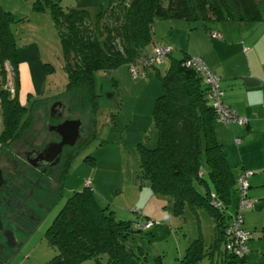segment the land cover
Segmentation results:
<instances>
[{"label": "trees", "instance_id": "trees-1", "mask_svg": "<svg viewBox=\"0 0 264 264\" xmlns=\"http://www.w3.org/2000/svg\"><path fill=\"white\" fill-rule=\"evenodd\" d=\"M43 5L49 9L60 42L67 75L65 93L71 96L73 106L91 115L97 98L93 90L95 71L129 66L141 58L143 66L159 67L171 55L170 46L154 42L152 26L156 21L182 20L192 22L191 30H210V24L221 21L263 20L259 0H108L94 23L86 10H63L59 0H43ZM10 19L9 13L0 11V151L18 140L32 123L30 117L24 118L25 108L16 98H9L6 87L5 63L14 73V85L17 81L13 43L7 30ZM166 47L170 50L156 62L154 50ZM192 58L197 57L184 54L179 60H171L160 76V92L151 113L158 142L154 149H139L140 177L149 182L155 194L172 198L175 215L180 216L185 208L192 212L203 209L213 221L209 245L204 249L200 239L194 240L179 264H197L202 257H207L209 264H242L246 254L236 258L225 249L226 229L235 221L239 199L237 179L214 134V124L219 120L209 86L188 64ZM231 205L233 211L225 215ZM242 223L243 219L240 228L244 230ZM135 224L116 221L111 212L97 204L87 185L67 198L46 230V241L56 251L47 264H82L86 260L125 264L132 256L126 241L142 231Z\"/></svg>", "mask_w": 264, "mask_h": 264}, {"label": "rangeland", "instance_id": "rangeland-1", "mask_svg": "<svg viewBox=\"0 0 264 264\" xmlns=\"http://www.w3.org/2000/svg\"><path fill=\"white\" fill-rule=\"evenodd\" d=\"M107 3L108 0H59L63 10H86L92 23ZM259 7L264 14L263 0H259ZM0 11L11 17L7 30L12 38L16 63L15 85L14 73L5 63L9 98L15 97L25 108L24 118L30 117L35 133L41 131L39 139L45 136L43 106L50 105L56 98L74 108L73 117L79 119L83 131L82 142L64 173L60 194L37 225L23 232L19 246L0 264H47L56 251L46 241V230L67 198L83 190L86 183L97 204L107 213L111 212L116 221H130L142 229L125 243L132 252L125 264H179L196 239L201 240L205 249L213 235L209 214L203 209L192 212L185 208L180 216L175 215L172 198L155 194L149 182L140 177L139 149L157 146L158 136L151 113L160 92V76L168 63L181 59L186 52L184 48L189 54L193 53L205 40L212 44L205 41L203 50L210 58L219 57L224 51L213 43L220 38L209 35L207 29L191 30L192 22L156 21L152 26L154 42L170 46L171 55L159 67H145L141 58L129 66L95 71L93 90L97 98L91 115L88 110L73 106L71 96L65 93L67 75L60 42L43 0H0ZM16 149V143H12L0 151V167L5 172ZM235 170L232 168L237 179ZM232 206L225 215L233 211ZM145 223L149 226L145 227ZM94 263L86 260L82 264ZM197 264H209V260L202 257Z\"/></svg>", "mask_w": 264, "mask_h": 264}, {"label": "crops", "instance_id": "crops-1", "mask_svg": "<svg viewBox=\"0 0 264 264\" xmlns=\"http://www.w3.org/2000/svg\"><path fill=\"white\" fill-rule=\"evenodd\" d=\"M262 17L263 20L256 23L221 21L210 24V32H218L221 36L213 43L224 51L219 57L210 58L203 50L205 41L212 44L207 40L193 53L189 54L184 48L185 54L201 59L208 70L219 77L223 103L246 120L243 125L220 121L214 124L216 140L222 146L230 169H236V176L242 172L252 173L247 179L246 197L253 205L242 214V228L250 233L248 252L242 264H264L263 13ZM47 106H43L44 109Z\"/></svg>", "mask_w": 264, "mask_h": 264}, {"label": "flooded vegetation", "instance_id": "flooded-vegetation-1", "mask_svg": "<svg viewBox=\"0 0 264 264\" xmlns=\"http://www.w3.org/2000/svg\"><path fill=\"white\" fill-rule=\"evenodd\" d=\"M73 115L75 113L71 105L67 106L60 98L55 99L44 109L42 130L45 136L39 139L41 131L35 133L30 125L14 142L17 151L7 164V171L0 167V262L19 246L24 237L23 232L37 225L48 206L60 194L61 176L82 142V124L79 137L72 145L62 146L54 163L48 156L47 159L35 157V162L44 164L32 166L27 162L26 155L43 150L48 144L63 141L64 137L57 132V128L64 121L79 120ZM32 134L33 138L26 139Z\"/></svg>", "mask_w": 264, "mask_h": 264}, {"label": "built area", "instance_id": "built-area-1", "mask_svg": "<svg viewBox=\"0 0 264 264\" xmlns=\"http://www.w3.org/2000/svg\"><path fill=\"white\" fill-rule=\"evenodd\" d=\"M211 36L214 38L220 37L219 34H211ZM169 50L170 47L155 49V61L160 62L163 54ZM150 62H152V59L150 60ZM188 64H191L204 76V82L209 86L210 98L214 100V108L216 110L218 120L222 123H237L240 125L245 124L246 120L244 118L237 116L234 110L227 107L222 102L223 92L220 89L219 78L211 74L208 68L199 58H192L190 61H188ZM234 142L237 143L238 139H235ZM251 174V172H242L237 177L236 185L239 199L234 216L235 221L226 229L225 233L227 239L225 242V249L227 250V252L232 253L236 258H242L248 252L247 242L250 238V233L242 230L240 228V224L242 222V210L251 208L253 205L252 202H250L245 197V192L248 187L247 179ZM87 185H89V183H86V186ZM215 206H219V203H217ZM148 226L149 223L145 225V227Z\"/></svg>", "mask_w": 264, "mask_h": 264}, {"label": "water", "instance_id": "water-1", "mask_svg": "<svg viewBox=\"0 0 264 264\" xmlns=\"http://www.w3.org/2000/svg\"><path fill=\"white\" fill-rule=\"evenodd\" d=\"M79 129H80V122L78 120H68L62 122L57 128V132L64 137L63 141L57 144H53V143L48 144V146H45L43 150L37 152L32 151L30 153H27L26 155L27 162L32 166L41 165L44 163L37 161L35 162V157L39 159H47L48 156V159L50 158L51 162L54 163L60 154L62 146L65 144L72 145L75 142V140L79 137ZM1 183H2V177L0 172V184Z\"/></svg>", "mask_w": 264, "mask_h": 264}]
</instances>
